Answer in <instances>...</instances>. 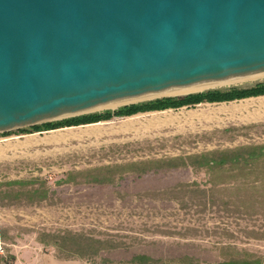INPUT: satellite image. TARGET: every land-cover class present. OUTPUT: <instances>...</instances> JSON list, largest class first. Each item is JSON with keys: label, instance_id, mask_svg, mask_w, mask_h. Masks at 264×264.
<instances>
[{"label": "rangeland", "instance_id": "obj_1", "mask_svg": "<svg viewBox=\"0 0 264 264\" xmlns=\"http://www.w3.org/2000/svg\"><path fill=\"white\" fill-rule=\"evenodd\" d=\"M258 82L264 77L202 92ZM200 109L0 133L5 264L12 246L32 239L44 253L80 264H264V158L241 168L197 166L201 155L257 151L262 134L229 124L202 131L189 117Z\"/></svg>", "mask_w": 264, "mask_h": 264}, {"label": "water", "instance_id": "obj_2", "mask_svg": "<svg viewBox=\"0 0 264 264\" xmlns=\"http://www.w3.org/2000/svg\"><path fill=\"white\" fill-rule=\"evenodd\" d=\"M263 76L264 0H0V133Z\"/></svg>", "mask_w": 264, "mask_h": 264}, {"label": "trees", "instance_id": "obj_3", "mask_svg": "<svg viewBox=\"0 0 264 264\" xmlns=\"http://www.w3.org/2000/svg\"><path fill=\"white\" fill-rule=\"evenodd\" d=\"M262 95H264V82H258L249 87H229L224 89L208 90L184 96L165 97L151 101L140 102L122 106L116 110H106L98 113L79 115L59 121L47 122L40 125L19 129L17 131L21 132L22 134L47 132L61 128L96 124L99 122L109 121L113 118L131 117L133 115L141 113L164 111L168 109L177 110L184 107H194L202 103H226ZM263 158L264 147H261L257 151H251L247 154H244V151H234L229 153H219L218 155H212L210 157L201 155L200 157H198L200 161L197 163V166L207 167L212 171L219 170L227 164L232 165L231 167L241 168L250 163H256L260 160H263ZM33 193L35 194V190L32 191V194ZM137 259L144 260V257H137ZM223 264L251 263H238L237 261H229ZM253 264H260V262L255 261L253 262Z\"/></svg>", "mask_w": 264, "mask_h": 264}, {"label": "crops", "instance_id": "obj_4", "mask_svg": "<svg viewBox=\"0 0 264 264\" xmlns=\"http://www.w3.org/2000/svg\"><path fill=\"white\" fill-rule=\"evenodd\" d=\"M226 103L230 105L227 110H222L221 108L212 109L209 107L222 103L199 104L203 106V109L199 110L200 114H191L189 117L196 118L195 124L201 126V128L204 127L202 131H208L214 128H229L226 127L229 124L233 128H242L249 136H252L255 132L260 133L262 134L260 136L264 140V95ZM0 245H3V247L7 245L4 238L3 241H0ZM12 248L9 251L12 264H80L74 261L60 260L52 253H44L40 244L34 242L33 239L29 245L12 246ZM0 258H3L0 264H5L6 258Z\"/></svg>", "mask_w": 264, "mask_h": 264}, {"label": "bare ground", "instance_id": "obj_5", "mask_svg": "<svg viewBox=\"0 0 264 264\" xmlns=\"http://www.w3.org/2000/svg\"><path fill=\"white\" fill-rule=\"evenodd\" d=\"M263 77H264V76H263ZM263 77H257V78L247 79V80H251V81H253V80H255V79H259V78H263ZM242 81H244V80H242ZM238 82H240V81H238ZM233 83H234V82H233ZM228 84H230V83H228ZM228 84H223V85H228ZM223 85H218V86H223ZM218 86H213V87H208V88H204V89H199V90H194V91H189V92L179 93V94L170 95V96H179V95H186V94H189V93H197V92L203 91V90H205V89H211V88H215V87H218ZM116 107H118V106H116ZM111 108H115V107H111ZM107 109H109V108H107ZM155 123H156V122H155ZM95 126H96V125H95Z\"/></svg>", "mask_w": 264, "mask_h": 264}, {"label": "built area", "instance_id": "obj_6", "mask_svg": "<svg viewBox=\"0 0 264 264\" xmlns=\"http://www.w3.org/2000/svg\"><path fill=\"white\" fill-rule=\"evenodd\" d=\"M2 253H3V249H2V247L0 245V254H2Z\"/></svg>", "mask_w": 264, "mask_h": 264}]
</instances>
